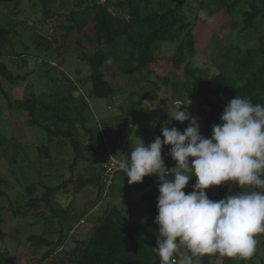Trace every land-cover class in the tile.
I'll list each match as a JSON object with an SVG mask.
<instances>
[{"label": "trees", "instance_id": "trees-1", "mask_svg": "<svg viewBox=\"0 0 264 264\" xmlns=\"http://www.w3.org/2000/svg\"><path fill=\"white\" fill-rule=\"evenodd\" d=\"M10 1L13 0H0ZM20 1L15 0L16 5ZM41 1V9L36 12L41 13L42 17L37 18L36 22L47 28L45 31L34 29V35L31 37L32 46L17 48L16 39L22 28L20 21L7 24L0 18V93L8 100V108L22 111L26 115V125L36 129L40 140L38 146L35 145L37 156L31 157L30 146L33 147V144H22L16 138L14 142L11 141L5 125L1 123V117L0 154L8 157L13 167L34 165L36 171L32 175L39 176V183L45 190L41 196H35L33 193L36 183L31 182L25 188L22 198L13 200L8 192L1 188L0 198L6 197L10 200L9 209L16 217H30L34 220L32 225L44 226L45 231L31 233L27 237V241L35 248L34 252L37 249H44L40 264H49L47 261L59 250L65 252V256L60 260L61 264H160L159 257L154 251L159 232V225L154 222L158 215V177L152 174L145 176L142 182L128 183L130 190L125 188V194L122 192L124 204L107 198V194H112L111 188L118 174H122L127 182L129 178L119 170L113 182L107 185L102 160L108 150L99 126L89 124L87 111L91 104L83 88L86 89L85 84L91 82L90 95L109 100L113 98L117 88L106 76V67L113 64L127 74L136 73L137 77L151 82L149 86L141 87L143 91L152 92L154 89L169 91L172 87L170 76L180 84L175 71L170 73L168 78L158 77L153 81L148 75L140 74L146 68L151 73V66L154 63L170 60L175 70L184 68L188 88L193 87L203 105L208 108L199 131L206 138H210L212 126L222 123L220 116L225 106L235 96L246 97L253 104L264 105V40L257 46L237 50L233 56L229 54L231 49H227L228 51L221 56L234 61L233 69L226 71L221 67L219 72L208 77V69L193 65V59L197 56L194 23L200 16H206L208 9L213 13L216 8H224L231 16L235 28L241 32H249L261 17L264 18V0H191L196 2V6H191L189 12L185 5L191 3L190 0H60L59 4L55 3L57 0ZM70 2H74L70 10L61 14L60 10L67 8ZM36 3L38 4V1L34 0V5ZM193 11L196 15L191 17L190 13ZM91 20L98 26L97 37L84 33L85 26ZM51 28L53 33L50 36ZM62 30L65 39L75 38L81 34L83 39L86 36L92 39L93 50L88 51L85 46L76 47L75 51L70 45L62 47L58 44L57 37ZM162 41H169L176 46L171 56L155 52V44ZM40 50L44 52L39 55L37 51ZM70 50L76 53L78 59L89 63V71L85 77L80 75L81 77L76 79L72 78L64 69ZM233 50L231 52H234ZM30 59L41 61L39 68L47 74L45 77L49 79L50 84L46 81V88L41 90L34 87L33 80L30 79L31 91L27 97L14 99L5 82L14 85L28 79L31 71L23 72L21 69L29 64ZM168 79L170 82H167ZM75 92L79 95L76 96ZM133 96L139 98L138 105L147 98V95L141 92ZM185 99L187 103L193 102L192 96ZM173 101L181 100L176 98ZM124 105L125 103H121L119 107L124 110ZM176 122L177 129L181 132L189 126L186 122L184 124ZM53 142L59 149L66 147L73 149L75 157L71 165H78L81 158L89 159L91 164L101 163L94 176L85 178L79 173L76 183L78 191L94 183L100 188L99 193L108 192L104 196L107 199V207L103 208L101 213L91 215L88 210L77 211L72 203L65 206L61 202L57 194L66 190L68 181H63L57 170L59 159L53 155L50 148ZM84 152L88 154L85 155ZM118 158L123 160L126 157ZM163 159L167 168H173L174 160L171 157L164 156ZM192 178L183 189L186 194L193 190L192 185L196 183L197 178ZM5 182L4 178H0V186ZM205 191L210 199L218 201L242 189L237 183L227 181L219 186H210ZM134 193L140 195L137 201L130 197ZM134 204L141 206V211L137 206H133ZM42 205L46 210H39ZM1 208L3 206L0 203ZM84 217L92 224L89 236L79 240L70 235L76 245L64 248L74 223ZM3 222L0 216V242L7 237L3 230ZM49 232L55 234V237L49 235ZM260 239L264 250V234L257 236L258 242ZM199 262L264 264V253L260 255L256 250L254 256L248 260L211 254L199 258ZM0 264H13L7 251H0Z\"/></svg>", "mask_w": 264, "mask_h": 264}, {"label": "rangeland", "instance_id": "rangeland-1", "mask_svg": "<svg viewBox=\"0 0 264 264\" xmlns=\"http://www.w3.org/2000/svg\"><path fill=\"white\" fill-rule=\"evenodd\" d=\"M37 1L38 4L36 3V5H34V0H21L17 5L15 0L10 2H0V18L5 23L10 24L13 22L14 24L20 21V26H22V28L16 39V47L19 49L26 47V45H33L31 37L34 35V29L38 28L45 31L47 28L45 26L41 27L42 25L39 22H36L37 18L42 17L41 13L37 14L36 12V10L41 9L42 1ZM190 2L191 3L185 5V9L188 12L191 6H196L195 1L190 0ZM55 3L59 4L60 0L55 1ZM73 4L74 2H70L67 8H62L60 10V13H67ZM209 11L211 10L208 9L206 16H200V18L195 21L193 31L196 42L195 46L197 49V56L193 59V65L208 69V77L219 72L222 69L221 67L226 71H231L233 69L234 61H229L226 57L221 56L222 53L228 51L227 49H235L233 50L234 52L229 50V54L233 56L237 50H246L249 47L257 46L262 40H264V18L261 17L255 27L251 28L249 32H241L238 28L234 27L233 20L226 9L216 8L213 13H210ZM195 15L194 11L190 13L191 17ZM52 30L53 28L50 30V36L53 33ZM84 33L93 37L99 35L98 26L94 20H91L85 26ZM57 37L59 38L58 44L62 47L70 45L71 49L75 51L76 47L85 46L86 50H93L94 44L91 41L92 39L86 36L85 40L83 39L82 34L75 38L70 37L69 39H65L64 31L62 30L57 34ZM175 49L176 46L169 41L157 42L155 44V52L160 55L171 56ZM74 51L70 50L69 58L64 64V69L67 70L72 78L76 79L77 77H81L80 75L85 77L89 71V63L85 60L78 59ZM37 52H39L40 55L44 51L40 50ZM40 64L41 61L30 59L29 64L21 69L23 72L31 71V75L28 76V79L14 85L10 82H5V86L10 88L9 90L14 99L27 97L31 91L29 83L30 79L33 80L34 87L41 90L46 88L45 82L47 81L49 83V79H46L45 76H47V74L44 70L39 68ZM151 69V73H149L148 68L143 69L140 76L148 75L153 81L158 77L168 78L169 74L175 71L180 80V84L170 76L172 79V87L169 91H165L164 89H154L152 92H149L148 90L143 91L141 87L149 86V83L151 82L137 77L136 73L127 74L126 72L119 70L116 65L112 64L109 67H106V76L118 89H116L113 98L109 100L96 98L94 94L90 95L92 89L91 82L85 84L86 89L83 88V91L88 95L87 97L91 104L90 109L87 111L89 124L99 126L101 137L105 140L106 150L115 154L116 157H126L130 155L132 145L140 142V140L143 142L145 141L144 143L146 145L152 143L154 138L158 135L161 136V139L163 140L164 138L161 133L162 126L177 128V122L171 120L169 111H176L179 105L180 110L187 108V111L191 116L198 119L200 128L203 126L205 116L208 113V108L203 105L194 88H188L189 83L184 68L175 70V68L172 67V62L170 60L169 62L162 60L154 63L151 66ZM167 82H170V80L168 79ZM51 85L53 84L51 83ZM139 92L143 95H147V98L143 100L142 104L138 105L137 102L139 101V98H137V96L132 97V95H137ZM75 95L77 96L79 93L75 92ZM188 96L193 97V102L191 101L192 103L189 105H184L187 104L185 98ZM176 98L181 101H173ZM121 103H125L124 110L119 107V104ZM127 112L130 113V115H128ZM0 117L2 125H5L4 128L8 132V137H11V141L14 142V138H16V140L22 144H33V147H31L32 145L30 146L31 157L36 158V146H38L40 142L36 129L26 125V115L22 111L8 108V100H6L5 96L1 93ZM185 122L187 124L189 123L188 121ZM170 147L171 145L162 146L163 157H171L170 155H167ZM50 148L53 155L58 156L59 167L57 170L59 174L62 176L63 181H68L66 190L57 194L60 196L61 202H63L65 206L72 203L77 211L88 210L91 215L101 213L103 208L107 207V199L104 198V196L108 192L101 191V193H99L98 190L100 188L94 183H90L83 190H76L78 174L82 173L85 178L94 176L101 163L99 165L97 163L91 164L89 159L81 158L78 165H71L75 157L73 149L69 147L59 149L55 142L50 144ZM84 153L85 155L88 154L87 152ZM107 157L108 156H106L105 159ZM176 165L177 162L174 160L173 168L176 167ZM35 168L34 165H29L27 167H13L9 158L0 154V178L6 180L0 188L8 192L11 199L17 200L24 196L23 193L25 188L30 185L31 182H35L36 189L33 194L35 196H41L45 189L44 186L39 183V176L32 175L36 171ZM174 170L175 169H173V171ZM192 177L196 176L193 175ZM192 177L191 179H193ZM173 178L174 177L169 175V179ZM125 188L130 190V186L124 176L118 174L116 176L115 184L111 188L112 194H107V198H111L118 204H124ZM122 192L124 194H122ZM139 196V193H134L130 197L137 201ZM9 202L10 200L6 197L0 198V203L3 206V208L0 209V216L4 220L3 230L7 234L6 239L0 242V251H7L13 264H40V257L42 255V250L44 249H37L36 252H34L35 248L29 241H27V237L31 233H41L45 231L44 226L42 224V227L40 225H32L34 220L30 217H16L9 209ZM133 206H137V209L141 211V206L135 204ZM44 209L46 210L44 205L39 207V210ZM91 229L92 224L90 220L85 217L77 220V222L74 223V228L68 233L64 248L76 245V242L71 236H74L75 239L79 240L86 239L89 236ZM49 235L55 237V234L51 232H49ZM257 252H259L260 255H263L264 253L261 239L257 244ZM64 256L65 252L59 250L47 261V263L61 264L60 260ZM199 264L202 263L199 262Z\"/></svg>", "mask_w": 264, "mask_h": 264}, {"label": "clouds", "instance_id": "clouds-1", "mask_svg": "<svg viewBox=\"0 0 264 264\" xmlns=\"http://www.w3.org/2000/svg\"><path fill=\"white\" fill-rule=\"evenodd\" d=\"M169 115L189 126L183 132L162 126L163 140L159 135L148 145L140 140L118 162L129 184L158 177L154 251L160 264H199V258L211 254L251 259L256 237L264 234V105L235 96L220 116L222 123L212 126L210 138L200 133L198 119L187 108L182 111L179 105ZM163 145H171L167 155L177 162L172 169L165 166ZM193 175L196 183L186 194L183 189ZM227 181L242 191L218 201L208 197L206 189Z\"/></svg>", "mask_w": 264, "mask_h": 264}, {"label": "built area", "instance_id": "built-area-1", "mask_svg": "<svg viewBox=\"0 0 264 264\" xmlns=\"http://www.w3.org/2000/svg\"><path fill=\"white\" fill-rule=\"evenodd\" d=\"M108 156L106 159L105 157ZM121 161L118 157H116L113 153L107 151L104 154V166H105V181L109 186L113 182V178L115 177L116 172H118V162Z\"/></svg>", "mask_w": 264, "mask_h": 264}]
</instances>
